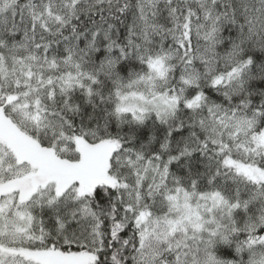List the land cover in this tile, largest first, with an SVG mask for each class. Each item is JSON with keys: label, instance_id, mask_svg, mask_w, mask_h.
<instances>
[{"label": "snow or ice", "instance_id": "6c2138e0", "mask_svg": "<svg viewBox=\"0 0 264 264\" xmlns=\"http://www.w3.org/2000/svg\"><path fill=\"white\" fill-rule=\"evenodd\" d=\"M0 264H264V0H0Z\"/></svg>", "mask_w": 264, "mask_h": 264}]
</instances>
